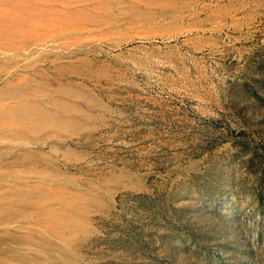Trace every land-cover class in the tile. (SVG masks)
Instances as JSON below:
<instances>
[{"label": "rangeland", "instance_id": "rangeland-1", "mask_svg": "<svg viewBox=\"0 0 264 264\" xmlns=\"http://www.w3.org/2000/svg\"><path fill=\"white\" fill-rule=\"evenodd\" d=\"M0 264H264V0H0Z\"/></svg>", "mask_w": 264, "mask_h": 264}]
</instances>
